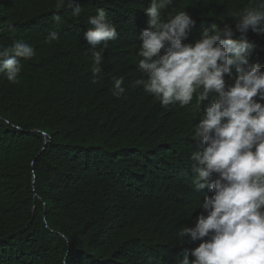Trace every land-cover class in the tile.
<instances>
[{
    "label": "trees",
    "instance_id": "1",
    "mask_svg": "<svg viewBox=\"0 0 264 264\" xmlns=\"http://www.w3.org/2000/svg\"><path fill=\"white\" fill-rule=\"evenodd\" d=\"M150 2L74 0L82 11L73 17L66 7L57 10L56 0H0V47L23 39L35 50L30 60L18 58V83L0 74V264H179L200 243L179 236L212 195L193 184L190 157L203 147L194 140L202 115L195 95L184 107H162L136 83ZM261 3L174 0L165 15L175 9L193 19L183 43L213 25L240 39L238 14ZM101 8L117 35L103 48L94 84L82 37ZM52 31L59 38L48 42ZM245 39L249 65L264 71V35L249 31ZM235 76L234 69L225 76L226 87ZM120 77L125 92L116 98L111 89Z\"/></svg>",
    "mask_w": 264,
    "mask_h": 264
},
{
    "label": "clouds",
    "instance_id": "2",
    "mask_svg": "<svg viewBox=\"0 0 264 264\" xmlns=\"http://www.w3.org/2000/svg\"><path fill=\"white\" fill-rule=\"evenodd\" d=\"M173 3L151 0L144 9L148 28L138 36L137 52L143 78L136 83L162 107H184L195 95L202 113L194 126V140L203 147L192 152L191 171L195 191L207 188L212 195L199 203L203 212L194 226L179 232L184 242L200 241L179 264H264V103L260 102L264 101V71L259 65H249L251 45L245 39L249 31L264 35V3L238 14L235 29L240 39H231V28L220 31L213 25L191 44L182 41L194 25L193 19L175 9L165 15ZM65 7L71 16H80L81 6L74 0H56L57 10ZM53 20L62 23L59 15ZM87 23L90 27L82 38L90 46L91 82L95 84L102 72L103 48L117 32L102 8ZM14 30L15 25L8 24L7 31ZM58 38L52 31L47 40ZM98 46H102L100 50ZM34 55L33 47L23 39L0 47V74L10 83H18V58L30 60ZM232 69L236 76L226 87L225 76L231 77ZM123 83V77L114 79L113 97L123 95ZM211 96L214 102L202 109V102Z\"/></svg>",
    "mask_w": 264,
    "mask_h": 264
},
{
    "label": "water",
    "instance_id": "3",
    "mask_svg": "<svg viewBox=\"0 0 264 264\" xmlns=\"http://www.w3.org/2000/svg\"><path fill=\"white\" fill-rule=\"evenodd\" d=\"M43 137H44V147H43V149L41 150L40 154L44 151V149H45V145L47 144V137H46V135L43 134ZM34 183H35V178L33 177V178H32V187H33V189H34Z\"/></svg>",
    "mask_w": 264,
    "mask_h": 264
},
{
    "label": "bare ground",
    "instance_id": "4",
    "mask_svg": "<svg viewBox=\"0 0 264 264\" xmlns=\"http://www.w3.org/2000/svg\"><path fill=\"white\" fill-rule=\"evenodd\" d=\"M185 1V0H184ZM174 8H176V7H174ZM112 12V11H111ZM127 16V15H126ZM134 18V17H133ZM134 20V19H133ZM134 22V21H133ZM138 22H139V20H138ZM144 24V23H143ZM146 26V25H145ZM189 114V113H188ZM194 114V113H193ZM190 115V114H189ZM192 115V114H191ZM201 115V114H200ZM183 117V116H182ZM193 118V117H192ZM198 118V117H197ZM167 142V141H166Z\"/></svg>",
    "mask_w": 264,
    "mask_h": 264
}]
</instances>
